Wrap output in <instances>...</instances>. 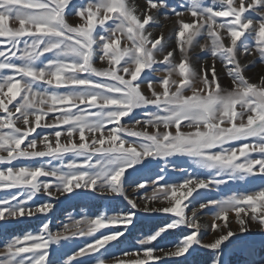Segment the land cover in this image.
Masks as SVG:
<instances>
[{
    "label": "snow or ice",
    "instance_id": "obj_1",
    "mask_svg": "<svg viewBox=\"0 0 264 264\" xmlns=\"http://www.w3.org/2000/svg\"><path fill=\"white\" fill-rule=\"evenodd\" d=\"M178 7L192 19L186 22L184 11L171 7L181 51V59L175 62V49L156 59L167 47L162 43L165 37L161 33L149 39L148 31L152 24H159L160 13L168 18L169 0H145L141 15L126 0H0V164L8 165L0 168V190H16L0 199V264H74L76 258L90 254H95V264H104L111 242H124L125 233L131 235L136 229L141 213L174 214L175 219L139 239L135 252L120 249L122 256L115 257L113 264H170L169 258L179 257L187 264H198L195 257L201 247L214 251L211 264H228L225 256L234 248L248 253L247 264H264V254L256 256L257 246L264 250V230H251L253 223L264 229V77L258 84L250 82L237 59L242 49L247 54L254 50L264 61V0H236L235 4L234 0L207 4L188 0ZM217 18L226 19L218 22ZM117 33L126 36L131 46L121 48ZM201 36H206V43L200 49L211 53L213 64L201 65L197 71L188 50ZM45 54H51L50 58ZM106 58L107 68L94 66ZM217 59L231 77L230 89L219 82ZM160 64L166 75L156 79L151 76L158 70L153 65ZM177 73L179 79L173 78ZM154 80L162 91H155ZM197 82L202 87L197 88ZM143 85L151 97L142 91ZM188 90L191 95L185 94ZM150 107L155 111L137 118L135 109ZM49 113L54 114L53 123L42 124ZM124 117L145 128L163 125L164 131H136L120 123ZM222 123L228 126L221 127ZM55 125L64 126L66 143H61V131ZM182 127L195 130L182 131ZM37 128L52 131L41 135ZM49 136H54L55 146ZM233 142L239 146L233 147ZM38 143L43 150H37ZM171 157H188L198 168L209 170L211 178L205 181L190 173L182 183H169L159 163L163 160L167 167ZM228 181H242L244 191L199 204V209H216L211 228L220 232L213 242L204 244L201 230L206 225L200 223L195 207L191 215L185 209L201 197L197 189ZM191 184L195 187H188ZM125 185H134L137 193L144 191L143 208L130 198ZM145 185L152 188L151 195ZM185 188L186 193L181 191ZM96 192L122 196L128 207L111 215L108 212L115 209L94 218L84 215L57 232L51 231V220L46 219L35 233L13 235L23 223L20 217L55 215L62 203L59 197L86 198ZM45 194L55 207L51 200L37 203ZM155 200L174 203L149 207L148 201ZM230 213H234L236 231L230 227ZM181 226L190 231L165 251L159 242L169 243V230ZM101 229L108 234L100 232L96 238ZM74 237H92V243L58 262L59 248L51 245Z\"/></svg>",
    "mask_w": 264,
    "mask_h": 264
},
{
    "label": "rangeland",
    "instance_id": "obj_2",
    "mask_svg": "<svg viewBox=\"0 0 264 264\" xmlns=\"http://www.w3.org/2000/svg\"><path fill=\"white\" fill-rule=\"evenodd\" d=\"M129 5L135 7L136 12L135 14L141 15L140 9L143 7L145 0H126ZM249 2V0H246V3ZM184 3L185 5L188 3V0H169V16L166 19L163 13H160L159 15V24H152L150 28L148 26H145L148 28V31L152 33V36L149 37V39H152L153 37L159 36L161 33H163L165 39L162 41V43L166 44L167 47L164 50V53H157L156 59L158 61L163 59V55L166 54L167 51H171L175 49L173 52V57L175 62H179L181 59V51L180 48L177 46L176 42V36H175V27L174 22L176 21V16L171 12V7H177V10L184 11V9L179 8L178 6ZM205 3H211V0H205ZM236 3V0H234V4ZM253 17L255 19H258V16L253 13ZM183 19L186 22H190L192 17L190 16V13L187 11H184ZM226 18H217L218 22H222ZM72 22V21H70ZM110 23V22H109ZM151 23V22H150ZM12 26L14 25V22H12ZM221 33H223V29L220 30ZM103 34V33H101ZM147 34V33H146ZM117 36L120 38V47L123 48L125 44H128L131 46V41H128L126 36H121L119 33H117ZM243 39V38H242ZM227 42V41H226ZM206 43V36H201L198 38V42L194 44L188 51L189 55L191 57V64L193 67L197 69V71H200L201 65H204L205 68H209L213 64V58L211 56V53L205 49L204 51H201L200 45ZM240 42L238 41V44ZM254 44V42H251ZM150 46V45H149ZM2 48V46H0ZM51 54H45L46 57L50 58ZM43 59V58H42ZM237 59L241 63L243 73L245 75V78L249 79L250 82L259 83L260 78L264 77V61L260 59L258 54L253 50L252 54L244 53L241 49L237 53ZM97 68H107L108 62L107 58L104 61L97 60L95 62V65ZM153 67H157L158 70L154 73H151L152 77H155L156 79H159L160 77L166 75L164 71H162L164 65H153ZM215 67L218 73L219 82L221 83L222 88L224 89H230L232 87L231 85V77L227 75V71L224 67V64L217 59L215 61ZM150 70L145 69V72H148ZM211 77V74L209 73V78ZM173 78L179 79L178 73L174 75ZM197 88L202 87V84L197 82L195 85ZM43 87H48L47 85H43ZM154 89L155 91L159 92L162 91V85L158 84L154 80ZM65 88H61L60 91H65ZM142 91L149 97H151V92L148 91L147 86H142ZM186 95H191V91L188 90L185 92ZM5 102H7V98H4ZM19 99V97L17 98ZM15 103V102H14ZM11 105H9V108L11 109ZM47 108V105H45V110ZM74 110V109H72ZM239 110V106H238ZM145 111H155L154 108H148V109H135L134 112L138 113L137 118L140 119L143 117ZM3 113V110H0V114ZM131 115V114H130ZM54 121V114L49 113L47 116H45L41 123H53ZM238 122V121H237ZM121 124L126 125L127 127L133 128L136 131H164L163 125L159 126V128L154 129L151 126H148L147 128L143 127V125H134L133 122H130L127 117H124L121 119ZM17 126H22V122H17ZM227 124H221V127H226ZM57 130L61 131V143H66V133L64 132V126L63 125H55ZM182 131H188L193 132L194 128H187L182 127ZM51 129H44V132H41L40 128H37V132H41V135H44L45 133L51 132ZM168 131H174V128L168 129ZM32 136H35L36 133H32ZM78 139V137H77ZM49 142L55 146V138L54 136H49ZM251 143V141H248ZM27 143V140L25 141V144ZM107 146V145H106ZM127 146V145H126ZM233 147H238L239 142H233ZM21 147L23 148L24 145L22 144ZM44 145L38 143L37 144V150H43ZM6 155V153H4ZM67 158H71L70 154L67 156ZM253 158H257L255 154H253ZM169 165L165 167L164 161L161 160L159 163V168H164V175L165 179L169 183H182L183 179L187 177L190 173L194 174L195 176H198L201 179H205V181H208L211 178L212 173L209 170H204L198 168L195 164L192 163V161L188 157H171L169 158ZM15 166L19 167L22 166L21 164L17 162H13ZM24 164L27 163H33V161H23ZM53 163H58L57 161H53ZM8 165L0 164V168H5ZM174 166V167H173ZM159 168H155V171H159ZM155 179V177H152ZM39 179H47L45 177H40ZM261 181L259 178L256 179V183L259 184ZM243 184L242 181H228L227 183H222L220 185L210 184L208 188H201L197 189L196 191L201 193V197L197 198L193 202V204H190L188 208L185 209V212L187 215H191L192 208L195 207L198 211L200 223L206 225L205 228L201 230L202 232V240L204 244L213 242L214 238H216L220 232L219 230L213 231L211 228V224L214 220L213 213L216 211V209L212 206H209L205 209H199L200 203H206L209 199L218 200L223 197H226L228 195H231L233 192L237 191H244V188L241 187ZM188 187H195L194 184L189 185ZM145 188L147 189V192L149 195L152 193V188L149 185H145ZM134 185H125V191L129 194L130 198H134L139 203L140 207L143 208L145 201L140 199L144 195V191L141 190L139 193H137L135 190ZM16 190H0V199L5 197L6 195H9V193L15 192ZM76 191H90L89 189H76ZM181 191L187 192V188L182 189ZM69 197H71V193L65 194ZM193 196H196V192H193ZM62 203L59 205V207L55 208V215H52V213L48 214H40L37 213L35 216L32 217H20V219L23 221V223L19 224L16 228V230L13 232V235L20 233L23 234L24 232H27L29 230L33 231L34 233L39 230V228L42 226V224L46 221V219L51 220L50 229L53 232L61 231L63 224L68 223L70 224L75 219H80L84 215H88L90 217H93L100 212H104L106 209L111 210L115 209L116 211H109L108 214H116V212H119L120 209H124L128 207L127 201L123 199L122 196H117L116 194L111 193H105L101 195L100 193L96 192L93 193L90 197H73L71 199L65 200L63 196L59 197ZM188 199H192V197H188ZM46 200H51V198L47 197L46 194L44 195L43 199L37 200V203H44ZM53 202L55 207V201L51 200ZM171 203H174V201H148L149 207H162V206H170ZM183 203H188V200H184ZM141 220L136 225V229L133 230V235H128V233H125V236L127 237L124 242L117 244L115 241L111 242L112 247L109 248V254H107L104 257V264H113L114 258L117 256H122V252L120 249H123L125 251H131L135 252L139 249L138 240L141 239L143 236L148 235L150 231H155L157 228L163 226L166 223L171 222V219H175L174 214H164V213H141ZM230 227L233 231L238 230V225L235 221L234 213L229 214L228 218ZM217 224L222 225L223 221L216 220ZM109 227L113 228H121V225H110ZM251 230L253 232H258L264 229H261V226L258 223H253L251 225ZM171 232V235L166 237V240L169 242L165 244V241H160L159 243L165 247V251H167L170 247H174V242L178 240L182 235L188 234L190 230L184 228L181 226L180 228L169 230ZM100 232H103L104 234H108L107 229H101L96 234V238H99ZM92 243V237H74L67 241H61V245H51V248H59L58 252V262L62 260H66L68 256H71L74 254V252L78 251L80 247H84L85 244ZM154 244L156 242H153ZM3 249V244L0 242V250ZM234 250H240L239 248L230 249L228 251V254L225 256V260L227 261L228 256L232 253ZM199 251H212L207 248H200ZM241 251V250H240ZM245 256L250 258L248 253L246 251H242ZM264 254V250L260 249L259 246H257L256 249V256L259 257L260 255ZM51 255V253H50ZM134 258V257H133ZM170 260H182L183 257L179 258H169ZM79 262V264H95V254H90L89 256L85 257H78L76 258V261H74V264L76 262ZM211 264V263H210Z\"/></svg>",
    "mask_w": 264,
    "mask_h": 264
},
{
    "label": "trees",
    "instance_id": "obj_3",
    "mask_svg": "<svg viewBox=\"0 0 264 264\" xmlns=\"http://www.w3.org/2000/svg\"><path fill=\"white\" fill-rule=\"evenodd\" d=\"M134 233L132 232L131 235ZM215 253L214 251H198L195 259L197 260L198 264H203L204 261H207V264L211 263V259L214 258ZM248 257L243 254L240 250H234L228 256L227 262L228 264H247ZM170 264H187V262L182 260H170Z\"/></svg>",
    "mask_w": 264,
    "mask_h": 264
}]
</instances>
